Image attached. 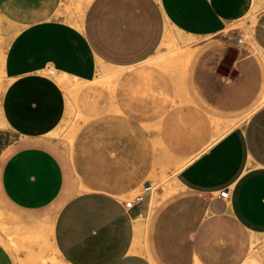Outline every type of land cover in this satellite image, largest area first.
<instances>
[{
  "label": "crops",
  "instance_id": "0c3cea01",
  "mask_svg": "<svg viewBox=\"0 0 264 264\" xmlns=\"http://www.w3.org/2000/svg\"><path fill=\"white\" fill-rule=\"evenodd\" d=\"M249 13L252 42L264 54V0H0L1 16L15 28L1 62L0 264H192L215 257L193 203L158 207L151 189L144 191L154 141L169 145L171 138L179 147L205 146L182 162L179 181L228 198L241 223L264 236V104H256L253 74L196 76L192 111L182 108L161 134L137 122L123 140L118 123L99 122L105 132L94 139L83 131L91 127L83 128L75 153L63 158L43 142L67 107L50 73L91 80L102 62L151 58L162 49L163 23L202 47ZM219 127L225 131L212 138ZM170 129L177 131L172 137ZM84 142L91 147L81 148ZM141 187L143 200L125 207ZM224 188L226 198L219 196ZM22 243L29 256L16 252Z\"/></svg>",
  "mask_w": 264,
  "mask_h": 264
},
{
  "label": "rangeland",
  "instance_id": "374dc122",
  "mask_svg": "<svg viewBox=\"0 0 264 264\" xmlns=\"http://www.w3.org/2000/svg\"><path fill=\"white\" fill-rule=\"evenodd\" d=\"M251 16L253 14L249 13L229 23L223 31L205 39L206 44L202 47L195 48L191 47L192 39L184 40L163 23L162 49L154 56L134 62H102L91 80L62 78L50 73L53 79L59 77L56 82L64 93L67 107L62 123L46 135L44 144L60 157L72 155L83 128L91 127V130L83 131L94 139L100 132H105L99 129V122L106 123V128H113V123H118L116 130L121 129L123 140L128 138L132 125L135 127L137 122L145 129L153 127L155 135L161 134L166 129L161 127L162 123H167L182 108L192 111L196 100L193 97L196 76L204 79L210 74H217L219 78H231L237 73L253 74L258 79L256 104H264V54L252 42ZM14 32L15 28L0 14V94L4 85L1 62ZM181 40L187 42L186 46ZM224 131L220 127L215 129L212 138ZM109 132L113 134L115 130H106ZM168 132L172 137L171 134L177 131L170 129ZM80 147L87 150L91 145L84 142ZM204 147H179L172 138L169 145L154 141V161L146 178L152 186L153 201L158 207L183 201L187 205L193 203L192 207L201 215L202 234L212 237L216 252L215 257L208 259L194 258L192 264H260L264 236L241 223L229 199L193 192L178 179L182 162L193 158ZM139 189L127 200L142 191V187ZM141 243L145 251L146 242ZM21 245L16 251L18 254L21 250L27 255L33 252L24 243ZM153 260L155 264L163 263L162 258Z\"/></svg>",
  "mask_w": 264,
  "mask_h": 264
},
{
  "label": "built area",
  "instance_id": "2783aa9c",
  "mask_svg": "<svg viewBox=\"0 0 264 264\" xmlns=\"http://www.w3.org/2000/svg\"><path fill=\"white\" fill-rule=\"evenodd\" d=\"M150 189H151V185H150V184H146V185L144 186V191H148V190H150ZM144 191L141 192V193H139V194H137V195H135L133 198L127 200V201L125 202V207L130 208V207H132L133 205H135L136 203L142 201L143 198H144ZM219 196H220V197H223V198L228 197V189H226V188L221 189V190L219 191Z\"/></svg>",
  "mask_w": 264,
  "mask_h": 264
},
{
  "label": "bare ground",
  "instance_id": "6f19581e",
  "mask_svg": "<svg viewBox=\"0 0 264 264\" xmlns=\"http://www.w3.org/2000/svg\"><path fill=\"white\" fill-rule=\"evenodd\" d=\"M15 33V32H14ZM167 34V33H166ZM14 35V34H13ZM170 42V41H169ZM98 71V70H97ZM59 77H57L55 80L58 82L59 81V79H58ZM62 78H63V76H62ZM58 79V80H57ZM61 79V78H60ZM61 81V80H60ZM4 88H5V84L2 86V89L4 90ZM83 89H84V87H83ZM0 121L3 123V121H2V114H1V111H0ZM11 245V244H10ZM27 256V255H26ZM29 256V255H28ZM31 258V257H30ZM29 258V259H30ZM32 258H33V255H32ZM40 259V258H39ZM41 259H43V258H41ZM16 260V259H15ZM59 261V260H58ZM17 262V261H16ZM40 262V261H39ZM60 262V261H59ZM21 263V262H20ZM20 263H18V264H20ZM42 263H43V261H42ZM46 264V263H45Z\"/></svg>",
  "mask_w": 264,
  "mask_h": 264
}]
</instances>
